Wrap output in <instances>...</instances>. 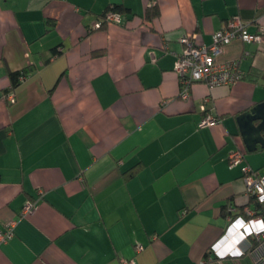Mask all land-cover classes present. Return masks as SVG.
Instances as JSON below:
<instances>
[{
    "label": "crops",
    "instance_id": "obj_1",
    "mask_svg": "<svg viewBox=\"0 0 264 264\" xmlns=\"http://www.w3.org/2000/svg\"><path fill=\"white\" fill-rule=\"evenodd\" d=\"M155 2L149 20L153 0H0V226L17 221L0 264H255L253 249L229 253L240 218L264 221L229 156L264 173L237 121L264 101V37L217 57L245 72L230 86L197 82L184 99L174 66L185 36L211 44L234 15L255 31L264 0ZM112 4L123 21L88 31ZM206 97L220 124L199 126Z\"/></svg>",
    "mask_w": 264,
    "mask_h": 264
},
{
    "label": "built area",
    "instance_id": "obj_2",
    "mask_svg": "<svg viewBox=\"0 0 264 264\" xmlns=\"http://www.w3.org/2000/svg\"><path fill=\"white\" fill-rule=\"evenodd\" d=\"M155 3V0H153V4ZM121 21L122 17L119 13L108 12L103 18L97 19L91 27L99 29L103 22L108 25L119 24ZM249 26L250 22L242 19L239 15H234L221 28L213 32L211 44L198 45L189 36L183 38V49L178 55L174 66V70L179 77L181 85L180 95L182 98L188 99L190 97V87L197 82H203L210 87L230 86L244 79L245 72L239 67L237 60L219 61L217 57L235 39H239L244 43L261 42L264 37V17L256 20L257 29L255 31H251ZM7 99L14 102L16 99L15 92L9 93ZM209 99V97H206L201 106L204 115L199 122V126H214L222 122L220 116L208 111L206 103ZM229 163L233 166H241L242 178L245 182L247 193L257 202L264 204V173H260L247 162L246 151L237 149L231 152ZM35 208L36 204L28 201L23 207L22 214L31 213ZM247 212L250 215L255 213L249 209H247ZM16 223V220H11L5 227L0 226V246L9 242L15 236ZM234 224H236V221ZM234 229L240 234L241 238H238L237 243H235L234 251L229 253L238 260L251 249V244L249 243L251 237H259L264 242L263 217L253 216L248 220L240 218ZM263 244L251 250V255L255 257V264H264ZM260 247L263 249L260 250ZM141 249L142 246L137 245V250ZM212 249L217 253L216 245ZM122 264H136V262L134 259H123Z\"/></svg>",
    "mask_w": 264,
    "mask_h": 264
},
{
    "label": "water",
    "instance_id": "obj_3",
    "mask_svg": "<svg viewBox=\"0 0 264 264\" xmlns=\"http://www.w3.org/2000/svg\"><path fill=\"white\" fill-rule=\"evenodd\" d=\"M239 129L249 152L264 147V101L237 116Z\"/></svg>",
    "mask_w": 264,
    "mask_h": 264
},
{
    "label": "trees",
    "instance_id": "obj_4",
    "mask_svg": "<svg viewBox=\"0 0 264 264\" xmlns=\"http://www.w3.org/2000/svg\"><path fill=\"white\" fill-rule=\"evenodd\" d=\"M108 12H116V13H119L122 17V21H123V15H125L126 13L129 12V9L126 8L125 6H123L122 4H112V5H109L105 11L103 12V14L98 18H103L106 13ZM159 8L157 6V4H153L152 6H150L148 9H147V13H146V18L151 20L153 19L154 17L158 16L159 15ZM121 21V22H122ZM107 24L105 22H103V25L101 26V28L99 29H103ZM92 30H95L93 29L92 27L89 28L88 31H92ZM57 54V52L55 51L54 55ZM32 68L31 67H25L21 70H16V71H13V72H10L9 74V78H10V81H11V86H10V89L9 91L7 92V95L11 92H15V89L20 85V83L28 76V74L31 72ZM11 102V101H10ZM13 103V102H11ZM253 201L255 202L256 204V215H261V216H264V204L262 203H259L257 202L254 198H253ZM262 241V239L260 238V240H257V239H253L252 244H251V249H254L260 242Z\"/></svg>",
    "mask_w": 264,
    "mask_h": 264
}]
</instances>
